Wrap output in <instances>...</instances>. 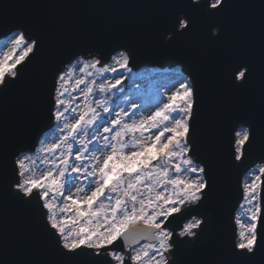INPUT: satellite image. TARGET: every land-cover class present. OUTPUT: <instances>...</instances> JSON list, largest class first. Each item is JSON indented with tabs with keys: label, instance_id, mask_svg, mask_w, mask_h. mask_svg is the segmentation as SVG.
I'll use <instances>...</instances> for the list:
<instances>
[{
	"label": "snow or ice",
	"instance_id": "obj_1",
	"mask_svg": "<svg viewBox=\"0 0 264 264\" xmlns=\"http://www.w3.org/2000/svg\"><path fill=\"white\" fill-rule=\"evenodd\" d=\"M156 6L170 10L153 27L159 46L198 38V55L214 52L228 95L206 90L194 73L177 72L166 99L138 115L135 101L128 111L112 99L132 72L131 49H89L57 67L47 131L21 147L0 125V209L16 203L35 211L53 257L42 264H193L186 257L210 239L212 253L194 264H264V0L257 60L230 38L225 18L234 0ZM9 44L0 57V94L42 48L27 28L12 31ZM242 116L243 123H233ZM249 160L256 167L242 185L246 213L229 236L220 172L248 168ZM5 251L0 233V255Z\"/></svg>",
	"mask_w": 264,
	"mask_h": 264
},
{
	"label": "water",
	"instance_id": "obj_2",
	"mask_svg": "<svg viewBox=\"0 0 264 264\" xmlns=\"http://www.w3.org/2000/svg\"><path fill=\"white\" fill-rule=\"evenodd\" d=\"M160 0H0V39L17 28H27L38 37L42 48L32 63L23 69L21 78L7 92L0 94V125L9 138L27 147L48 129L47 100L53 83L54 70L62 67L75 55L98 49L104 53L112 49H131L133 69L177 67L186 75L194 73L208 91L228 95L220 79L214 52L206 50L198 38L181 41L170 49L161 48L155 39L154 25L163 24L169 9L157 7ZM226 22L231 28L235 47L249 58L258 59L261 9L260 0H234ZM183 73V74H184ZM257 71V78H258ZM195 83V81H193ZM246 97L247 92L237 94ZM246 117L233 123L239 125ZM208 126L207 114L202 118L201 130ZM227 151V144L222 145ZM255 157H253L254 159ZM221 169L225 188L224 223L227 234L237 228L236 213L243 199L242 179L255 167ZM259 161H257V164ZM182 224L183 221H177ZM174 223L172 227H176ZM0 233L6 251L0 255L5 264H42L52 259L51 243L42 231L41 221L32 209L9 203L0 209ZM214 240H207L199 254L186 258L194 262L201 255H210ZM119 250V249H117Z\"/></svg>",
	"mask_w": 264,
	"mask_h": 264
},
{
	"label": "rangeland",
	"instance_id": "obj_3",
	"mask_svg": "<svg viewBox=\"0 0 264 264\" xmlns=\"http://www.w3.org/2000/svg\"><path fill=\"white\" fill-rule=\"evenodd\" d=\"M9 37L10 36L0 40V57L10 48ZM177 72H180L179 67L132 68V72L125 74L126 78L123 80L122 85L119 86L121 88V91L117 94L119 99H117L116 96L112 97V99L116 100L120 106L127 108L128 111H131L129 107L130 102L135 101L137 104V114H146L148 111L154 109L155 105L162 97L166 99L167 93L165 88L169 85L172 75ZM50 138L51 136L49 135V139ZM254 168L255 167L251 169ZM254 178V174H249V171L246 172L242 179V185ZM257 183H259V181H257ZM242 204L247 205V201H242L236 213V220H240L241 222H243V217L246 213V208L241 207Z\"/></svg>",
	"mask_w": 264,
	"mask_h": 264
}]
</instances>
